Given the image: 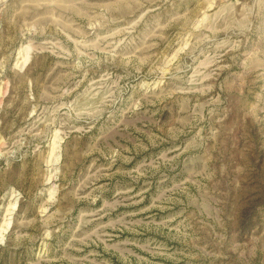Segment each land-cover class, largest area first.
<instances>
[{
	"label": "rangeland",
	"instance_id": "1",
	"mask_svg": "<svg viewBox=\"0 0 264 264\" xmlns=\"http://www.w3.org/2000/svg\"><path fill=\"white\" fill-rule=\"evenodd\" d=\"M0 264H264V0H0Z\"/></svg>",
	"mask_w": 264,
	"mask_h": 264
}]
</instances>
